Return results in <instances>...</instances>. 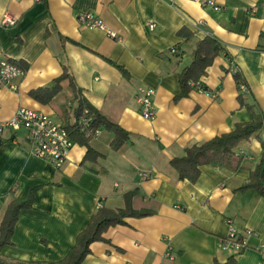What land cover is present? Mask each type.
<instances>
[{
  "label": "crops",
  "instance_id": "0c3cea01",
  "mask_svg": "<svg viewBox=\"0 0 264 264\" xmlns=\"http://www.w3.org/2000/svg\"><path fill=\"white\" fill-rule=\"evenodd\" d=\"M85 13L116 37L82 27L77 17ZM5 14L15 18L14 26H2ZM182 30L188 39L179 35ZM206 37L223 51L199 81L217 96L191 88L178 99V74ZM0 50L25 71L16 92L0 88V123L23 108L74 126L68 80L47 103L31 96L50 91L66 69L89 105L129 134L118 151L111 150L114 135L104 127L86 146L70 136L73 147L60 170L30 153L26 131L0 134V223L11 190L23 198L35 189L32 209L20 213L2 258L63 260L99 208L122 209L125 194L135 191L132 208L152 215L107 229L105 242L91 244L81 264H223L230 258L262 264L264 197L241 188L264 155V124L234 148L242 160L236 171L206 165L192 184L180 181L169 162L250 122L247 107L264 120V0H0ZM234 68L247 88L244 95ZM139 87L155 91L152 121L141 117ZM87 146L94 161L85 160ZM230 227L247 243L237 254L219 248Z\"/></svg>",
  "mask_w": 264,
  "mask_h": 264
},
{
  "label": "trees",
  "instance_id": "16d2710c",
  "mask_svg": "<svg viewBox=\"0 0 264 264\" xmlns=\"http://www.w3.org/2000/svg\"><path fill=\"white\" fill-rule=\"evenodd\" d=\"M179 35L188 39V34L180 31ZM223 51L216 40L206 37L196 43L195 49L191 55L190 64L183 68L178 74L180 94L179 98L188 95L191 90L189 84L197 82L206 74V70L213 64L214 59ZM235 79L243 83L238 73ZM64 80L69 81V85L74 93L72 102L76 103L75 117H79L84 111L91 117L96 128L104 127L107 131L113 133L114 138L110 144L112 151H118L129 141V134L122 130L116 124H113L104 116L94 110L84 99L81 90L74 84L73 79L69 77L67 70L64 69L62 75L54 82V87L50 91L37 90L31 93V96L42 103L49 102L60 90V83ZM245 85V84H244ZM176 98V99H177ZM251 121L242 124H236L233 130L212 138L201 144L192 145L185 150V155L181 158H174L169 162L170 168L177 174L180 181L196 183L200 176V168L206 165L222 166L236 171L241 167V158L234 153V148L243 141H248L256 136L263 128L264 120L260 113L254 112L251 107H247ZM69 135L79 141L80 144L87 145L90 139L85 138L77 130V126L67 128ZM96 154L87 146L86 161H94ZM264 155L260 159L256 168L251 172L249 182L241 190L253 189L264 197ZM35 189L26 192L23 198L16 195L15 190H11L10 195L13 199L7 205L4 216L0 223V252L4 247L11 246V237L14 231L18 217L22 211L32 209L34 202ZM135 191L125 194L124 207L122 209L109 210L104 207L99 208L91 217L88 226L76 238L75 246L70 250L67 256L56 263H23L20 261H10L2 258L0 255V264H81L84 258L90 254V245L95 242H105L103 234L110 227L124 225L127 218H145L152 215V212L141 210L136 211L131 206L132 197ZM214 264H220L215 262ZM223 264H236L234 258H230Z\"/></svg>",
  "mask_w": 264,
  "mask_h": 264
},
{
  "label": "built area",
  "instance_id": "2783aa9c",
  "mask_svg": "<svg viewBox=\"0 0 264 264\" xmlns=\"http://www.w3.org/2000/svg\"><path fill=\"white\" fill-rule=\"evenodd\" d=\"M35 3H42L43 0H34ZM204 6H212V2H206ZM79 24L89 30H100L105 32L109 38H115L116 35L106 30L102 20L93 14H79L77 17ZM16 20L10 14H5L2 18V26L9 28L14 26ZM154 26H150L152 29ZM171 53H176L175 49ZM233 74L237 73L236 68L232 70ZM25 76L23 71L16 63L12 62L0 50V88H5L11 92L18 90L19 81ZM192 89L198 93H203L216 98L217 93H209L204 88L201 81L191 83ZM238 91L241 95L247 93V88L243 83H239ZM155 91L151 88L139 87L136 91L135 101L140 109L141 117L146 121H152L156 117V109L153 102ZM68 112L73 113L75 107L67 106ZM73 125L77 126V130L87 139L96 138L100 134V129L96 128L88 113L84 111L78 118L74 116ZM24 130L27 133V141L30 153L37 158L50 163L56 170L64 167L68 160L69 152L73 147V142L64 123L56 122L49 115L29 111L23 108L18 109L15 114L6 122L0 123V134L3 132ZM140 177L146 179V174H140ZM246 240L239 232L230 227L227 236L220 240L219 248L222 251L233 252L235 254L245 250ZM262 264H264V252L261 253ZM166 258H173L168 253Z\"/></svg>",
  "mask_w": 264,
  "mask_h": 264
}]
</instances>
